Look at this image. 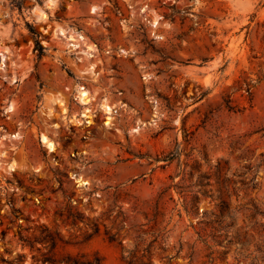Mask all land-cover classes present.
Wrapping results in <instances>:
<instances>
[{
  "label": "rangeland",
  "instance_id": "obj_1",
  "mask_svg": "<svg viewBox=\"0 0 264 264\" xmlns=\"http://www.w3.org/2000/svg\"><path fill=\"white\" fill-rule=\"evenodd\" d=\"M0 264H264V0H0Z\"/></svg>",
  "mask_w": 264,
  "mask_h": 264
},
{
  "label": "bare ground",
  "instance_id": "obj_2",
  "mask_svg": "<svg viewBox=\"0 0 264 264\" xmlns=\"http://www.w3.org/2000/svg\"><path fill=\"white\" fill-rule=\"evenodd\" d=\"M82 88H83V90L81 91V99H82L85 103H88V102L91 101L92 98H91V96H90L89 91H88L86 88H84V87H82ZM106 107H107L108 109H111V106H109L108 104H106ZM42 138H43V140H44L45 142L48 143V145H49L50 147H52V149L55 148V146H54V144H53V141L50 140V138H49L47 135L43 134Z\"/></svg>",
  "mask_w": 264,
  "mask_h": 264
},
{
  "label": "trees",
  "instance_id": "obj_3",
  "mask_svg": "<svg viewBox=\"0 0 264 264\" xmlns=\"http://www.w3.org/2000/svg\"><path fill=\"white\" fill-rule=\"evenodd\" d=\"M39 44V43H38ZM40 54H42V48L40 47Z\"/></svg>",
  "mask_w": 264,
  "mask_h": 264
}]
</instances>
